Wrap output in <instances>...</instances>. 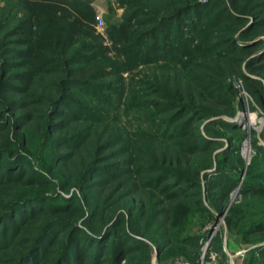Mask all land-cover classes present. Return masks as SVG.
Here are the masks:
<instances>
[{"label": "rangeland", "instance_id": "rangeland-1", "mask_svg": "<svg viewBox=\"0 0 264 264\" xmlns=\"http://www.w3.org/2000/svg\"><path fill=\"white\" fill-rule=\"evenodd\" d=\"M18 1L0 0V128L5 125L3 132L11 139L22 136L27 140L26 161L55 186L59 180L84 172L96 159L87 170V176L93 174L88 189L47 186L40 203L51 208L66 202L80 209L77 226L97 240H93V249L85 247L87 263L260 264L264 260V253L258 252L264 250V27H255L254 17L246 14L250 0H197L205 7L200 26L218 25L213 30L219 35L215 40L202 45L205 40L200 28L189 34L195 25L176 23L158 36L159 45H164L156 50L150 38L140 54L114 39V29L127 16L122 0H88L95 13L94 29L100 35L95 41L102 47L108 72L89 92L107 98L100 101L76 88L63 91L70 97L62 96L56 85L51 86L65 76L58 71L46 77L42 89H35L45 97L43 103L28 102L11 109L9 102L22 95L11 88L18 83L14 78L19 69L8 50L9 39L3 35L14 25L10 19L22 14ZM255 3L261 5L260 18L264 19V0ZM224 7L240 21L222 12ZM215 42L214 50L208 48ZM209 52L219 56L214 58L217 63L234 68L219 83V92L232 100L225 105L232 114L195 115L191 125L188 115H182L170 127L162 125V117L176 107L161 113L156 104L167 99L154 95L152 87L172 88L175 82L193 85L187 70L214 61L201 57ZM181 63L190 67L185 70ZM108 85L115 93L104 89ZM26 101L22 98L21 102ZM182 128L188 132L184 137L179 133ZM207 140L211 164L208 154L196 151L194 163L209 166L200 170L194 182L184 180L179 186L181 182L160 170H139L149 155L179 153L189 143L202 148ZM100 144L105 149L95 152ZM120 194L142 200L141 207L138 203L132 212H111L106 201ZM3 229L0 226V264H11L14 253L29 252L30 242H23V247L19 244L31 237L19 231L8 233L3 241ZM107 230L111 236L105 239ZM153 240L165 246L160 254ZM118 252L122 255L116 257ZM33 262L25 264H41Z\"/></svg>", "mask_w": 264, "mask_h": 264}, {"label": "trees", "instance_id": "trees-1", "mask_svg": "<svg viewBox=\"0 0 264 264\" xmlns=\"http://www.w3.org/2000/svg\"><path fill=\"white\" fill-rule=\"evenodd\" d=\"M18 2L22 14L19 18L10 19L14 20V25L4 33L3 37L9 39L6 44L16 60L14 67L19 69L14 78L18 83L12 85L11 88L14 93L22 95L21 97L27 101L21 102L22 98L20 100L13 99L7 105L8 108H21L28 102L43 103L45 97L39 95L35 89H42V83L46 81V77L58 71L64 73L65 76H59L57 82L48 83V85H56L59 94L63 93L65 89L69 91L76 88L83 92L82 94L96 96L95 92H89V89L97 87L95 86L97 79L103 78L108 72L105 70L106 64L103 59L102 47L99 42L95 41L100 39V35L96 34L94 29L95 13L89 1L19 0ZM120 4L124 6L127 16L124 22L114 29L116 36L114 39L136 54L141 53L143 45L150 38L153 39L151 46L158 50L159 46L165 43L159 45L158 36L169 31L176 23L184 24L185 27L191 24L195 25L190 29L189 34L200 28V33L204 34L205 40L202 45L219 36L218 33L216 35L213 33V30H217V24L205 23L203 27L200 26L199 18L205 7L197 0H122ZM224 8L222 12L229 14L233 21H240L239 17H236L229 8ZM260 8L261 5L255 3V0H250L247 6L246 14L254 17L255 27H264V19L260 18ZM6 15L10 16V13H6ZM196 21L198 22L195 24ZM220 31L221 29H218V32ZM173 42H176L178 46L181 45L176 40ZM232 42L233 38L231 37L228 39V43ZM215 44L217 42L208 48L214 50ZM175 51L178 53L177 50ZM206 56L213 60L219 57L218 55L216 57V53L210 52L201 57L205 58ZM137 57L139 56L137 55ZM181 64L185 70L190 67L187 63L186 65H184L185 63ZM233 70L232 66L217 63L214 60L211 63L196 65L194 71L187 70L186 77L188 76V80L193 85L183 82V85L180 86L178 82H175L172 88H169L168 85H165L167 88L160 87V85L152 87L154 95L167 99V102L163 104H156L161 107V113L165 111L163 110L165 108L176 107L174 112H168L166 116L162 117V125L170 127L180 120L182 115H188L191 125L195 123L196 116L203 118L232 114L228 106H225L231 105L232 100L231 98L227 99L219 92V83ZM258 86L260 87L259 84ZM104 89L115 93L110 85L105 86ZM258 89L257 87L254 91ZM64 95L67 93L64 92L62 96ZM96 98L102 101L101 98L107 97L96 96ZM74 101L77 104H82L80 99H74ZM30 115L27 113L25 118L29 119ZM185 125L184 121L182 126ZM5 128V125L0 128V203H2L0 204V226L4 227L1 237L5 241L8 233L19 231L26 237H31L19 244L20 247H23L24 243L30 242L31 245L27 247L29 252L14 253L9 262L25 264L33 260V263L41 261V264H88L85 247L93 249V240L96 239L77 226L81 217L80 209H76L73 204L66 202L54 204L51 208L41 207L40 203L44 202L41 192L47 186L58 187L62 190H68L71 187L80 191L88 189L87 184L92 183L93 174L87 176V170H90L96 159L93 158L94 161H90L83 168L84 172L71 178L67 177L65 180H59L55 186L54 183L32 169L26 161L23 150L25 153L27 152V140L22 136L17 139L9 138L8 134L3 132ZM186 130V128H182L179 131L182 137L188 134ZM190 134L193 136L194 133ZM208 142L207 140L202 148L197 144L189 143L186 149L179 153L160 152L149 155L139 170L150 172L160 170L163 174L172 176L173 179L181 182L179 186L186 182L184 180L194 182L193 180L199 177L200 170L209 166L199 167L194 163L192 158L198 154L197 150H201L202 155L208 154L210 159L208 162L211 164V154L207 149ZM101 145L97 146L95 152L105 149V145ZM162 164L168 165L171 169H165ZM32 188H40V190H30ZM106 202L112 208L111 212L119 210L132 212L138 203L140 207L142 205V200H135L122 194L110 198ZM110 233V230H107L103 237L108 239L111 236ZM65 240V243L69 242L68 245H65ZM153 242L160 254L165 246L158 241L153 240ZM59 252L61 253L57 256ZM119 252L116 253V257L122 255ZM258 252L262 254L264 250ZM260 264H264V260Z\"/></svg>", "mask_w": 264, "mask_h": 264}, {"label": "built area", "instance_id": "built-area-1", "mask_svg": "<svg viewBox=\"0 0 264 264\" xmlns=\"http://www.w3.org/2000/svg\"><path fill=\"white\" fill-rule=\"evenodd\" d=\"M98 23H101L102 24V19H101V17H98Z\"/></svg>", "mask_w": 264, "mask_h": 264}]
</instances>
